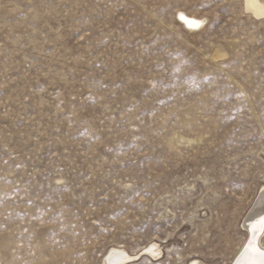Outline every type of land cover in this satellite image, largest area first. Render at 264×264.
I'll return each mask as SVG.
<instances>
[{
	"label": "rangeland",
	"instance_id": "1",
	"mask_svg": "<svg viewBox=\"0 0 264 264\" xmlns=\"http://www.w3.org/2000/svg\"><path fill=\"white\" fill-rule=\"evenodd\" d=\"M261 186L243 0H0V264H235Z\"/></svg>",
	"mask_w": 264,
	"mask_h": 264
},
{
	"label": "bare ground",
	"instance_id": "2",
	"mask_svg": "<svg viewBox=\"0 0 264 264\" xmlns=\"http://www.w3.org/2000/svg\"><path fill=\"white\" fill-rule=\"evenodd\" d=\"M243 4H244V9L246 11H248L256 19H261L264 17V3L261 2L260 0H243ZM178 14H179L178 15L179 23H181V24L183 23L182 25H184L185 27H188L187 31L196 30L199 27L203 26L204 20L202 18L194 15V14L187 13L182 9L178 10ZM181 14H183V16H185L188 19H194V20L200 21V26L199 27H189L183 20L180 19ZM260 188H261V191L259 192ZM260 188L257 191V200L255 202V205H254L252 211L250 212L247 220L245 221L244 227L246 228L247 233H246V238L244 240V243H245L247 238L249 240L252 237L253 225L256 224V221L259 219V217L261 215H264V208H263V206H264V186H261ZM257 228H258V225H257ZM263 241H264V233H261L259 236V242L257 245L258 247L261 248V250H264V247H262V245L264 246ZM245 244H244L245 246L243 247V249L240 250V254H239L240 256H239V258L235 264H250V262L252 260L258 259L255 251H253L251 248H248V241H246ZM110 255L111 256L114 255V258H116V260L114 261V264H131V263H133L132 261H133L134 255H129L125 250L112 249ZM159 255H161V251L159 250V246L157 245V243H153L150 246H147L144 248V253L141 254V257H146V258L151 259V261L156 262L158 260H155V259L157 257H159ZM157 259H159V258H157ZM189 264H200V262L193 259L190 261Z\"/></svg>",
	"mask_w": 264,
	"mask_h": 264
},
{
	"label": "snow or ice",
	"instance_id": "3",
	"mask_svg": "<svg viewBox=\"0 0 264 264\" xmlns=\"http://www.w3.org/2000/svg\"><path fill=\"white\" fill-rule=\"evenodd\" d=\"M180 19L183 20L189 27L200 26V21L194 19H188L185 16H183V14L180 15ZM252 232H253L252 237L248 240V248H251L253 251H255L258 259L252 260L250 264H264V250H261V248L257 246L259 242L260 234L264 233V215H261L259 219L256 221V224L253 225Z\"/></svg>",
	"mask_w": 264,
	"mask_h": 264
}]
</instances>
